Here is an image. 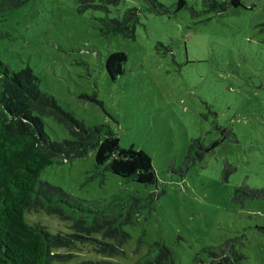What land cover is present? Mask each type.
I'll return each mask as SVG.
<instances>
[{"label": "rangeland", "instance_id": "1", "mask_svg": "<svg viewBox=\"0 0 264 264\" xmlns=\"http://www.w3.org/2000/svg\"><path fill=\"white\" fill-rule=\"evenodd\" d=\"M184 1L176 12H141L134 38H126L103 34L101 20L121 17L140 0L85 11L76 0H27L0 14V60L15 71L30 67L41 90L80 123L104 124L120 147L149 155L157 176L150 187L98 171L95 149L56 158L39 173L43 186L83 200L163 190L124 226V255L111 261L135 264L160 241L175 264H193L195 256L205 258L203 247L236 237L245 256L238 264H264V200H232L243 182L264 188V0ZM111 51L127 55L114 80L104 67ZM43 120L52 139L68 137L52 117ZM193 140L218 144L182 173L178 167ZM225 163L234 168L227 180ZM24 217L51 233L70 231L69 221L43 211ZM80 248L71 250L77 251L72 263L101 258L89 246Z\"/></svg>", "mask_w": 264, "mask_h": 264}, {"label": "trees", "instance_id": "2", "mask_svg": "<svg viewBox=\"0 0 264 264\" xmlns=\"http://www.w3.org/2000/svg\"><path fill=\"white\" fill-rule=\"evenodd\" d=\"M26 1L0 0V14ZM76 1L79 11H85L106 9L124 0ZM185 6L184 0L170 6L159 0H140L139 7L126 8L121 17L103 18L102 33L134 38L141 12L163 15L172 7L176 12ZM126 61L124 51L109 52L104 62L107 76L114 80L122 75ZM45 116L62 124L68 137L52 139L44 129ZM217 144L215 141L204 146L198 140L191 141L178 170L187 172ZM89 149H95L98 171H109L123 182L156 185L157 176L146 152L120 147L119 138L104 124L83 125L41 90L39 78L30 67L15 71L0 60V264H120L110 259L124 255L122 246L129 238L124 226L132 223L139 209L149 205L153 196H160L163 190L152 191L145 197L121 191L103 199L83 200L40 182V171L56 158L81 157ZM233 170V166L225 163L223 179L227 180ZM251 199L264 200V188L250 187L244 182L234 188V202ZM30 211H43L69 221L70 231L51 233L39 221L29 223L24 214ZM80 245L91 247L101 258L72 263L77 256L75 252L84 250ZM238 245L242 242L235 237L205 246L200 250L205 258L195 256L193 264H238L245 258ZM135 264L175 263L171 249L154 241Z\"/></svg>", "mask_w": 264, "mask_h": 264}]
</instances>
